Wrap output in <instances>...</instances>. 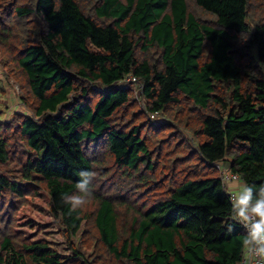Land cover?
<instances>
[{
  "label": "trees",
  "instance_id": "trees-1",
  "mask_svg": "<svg viewBox=\"0 0 264 264\" xmlns=\"http://www.w3.org/2000/svg\"><path fill=\"white\" fill-rule=\"evenodd\" d=\"M85 1L7 4L14 18L38 25L13 49L34 107L14 116V128L0 121V165L13 144L7 131L25 156L19 182L0 173V198L41 189L15 207L18 246L3 236L0 264H61L45 241L22 233L43 228L42 217L67 239L85 222L117 262L239 264L245 231L227 230L231 204L215 165L223 160L250 185L264 184V23L249 22V0H193L211 25L184 0ZM151 48L152 63L144 57ZM128 76L136 82L124 83ZM181 105L192 121L168 116ZM102 142L113 173L147 193L124 227L109 197L76 212L61 199L91 171L88 144Z\"/></svg>",
  "mask_w": 264,
  "mask_h": 264
},
{
  "label": "rangeland",
  "instance_id": "rangeland-1",
  "mask_svg": "<svg viewBox=\"0 0 264 264\" xmlns=\"http://www.w3.org/2000/svg\"><path fill=\"white\" fill-rule=\"evenodd\" d=\"M8 1L0 0V6L8 8V11L0 14L1 18L4 19L0 20V121L6 120L14 128V116L22 113L31 115L34 101L25 89V78L22 72L16 70L18 68L15 63L16 56H14L13 49H16L15 46L19 43L20 34L22 37L29 36L31 28L34 31L37 29L35 25H38V19L30 16L14 18L7 5ZM81 1L82 5L86 2L85 0ZM184 1L188 11L198 20L206 21L209 25L212 24L213 17L199 10L194 5L193 0ZM15 2L18 5H22V3L30 4V0H15ZM248 17L252 25L264 23V0H249ZM31 36H33V31ZM238 38L240 41H246L244 37L239 36ZM136 54H138V57L141 56L138 51ZM144 57L151 63L155 62L157 51L151 48ZM261 69L264 72V66ZM78 82L81 83V81ZM19 98L22 99L19 100ZM136 106L138 105L129 106L128 111L125 112V117L130 116ZM21 107L24 111L21 110ZM139 108L144 110L143 105ZM190 111L185 105H181V108L172 107L168 111V116L170 118L176 115L188 116L186 119L192 121L193 116L188 113ZM128 119L126 118V120ZM5 134L12 139L13 144L8 147V159L0 165V173L10 180L19 182L21 179L20 167L25 156L22 155V147L18 136L11 130L5 132ZM13 151H16L15 156L12 154ZM86 156L89 159L91 171H95L98 175L93 181L92 196L81 209L92 211L96 207L99 198H110L116 211L118 226H127L132 217V210L136 209L137 205L146 197V191H143L142 188L138 189L140 186H138L135 178L123 177L117 175L119 173H113V169L110 168V158L103 142L96 145L88 144ZM40 189L41 184H31L26 191L21 193V198H17L15 194H4L0 198V240L3 236H9L15 246H18L19 239L11 234L12 225L14 224V209L25 202L26 196H31ZM40 220L44 223L43 228L36 230L37 228L25 227L22 233L31 241H45L49 249L62 258L61 264H126L113 260L104 252V249L96 242V235L93 230L85 222L81 223L74 236L67 239L62 236L60 227L52 221L51 217H42Z\"/></svg>",
  "mask_w": 264,
  "mask_h": 264
},
{
  "label": "clouds",
  "instance_id": "clouds-1",
  "mask_svg": "<svg viewBox=\"0 0 264 264\" xmlns=\"http://www.w3.org/2000/svg\"><path fill=\"white\" fill-rule=\"evenodd\" d=\"M218 168L221 170V183L231 204L228 219L233 223L225 222L227 230L233 231L235 224L245 230L240 244V264H264V184L250 185L233 173L223 160L218 161ZM97 175L95 171L79 173L80 180L75 185L76 193L61 197L62 202L70 206V212H76L88 202Z\"/></svg>",
  "mask_w": 264,
  "mask_h": 264
},
{
  "label": "built area",
  "instance_id": "built-area-1",
  "mask_svg": "<svg viewBox=\"0 0 264 264\" xmlns=\"http://www.w3.org/2000/svg\"><path fill=\"white\" fill-rule=\"evenodd\" d=\"M136 81H135V79L133 78V77H130V76H128V77H126L125 79H124V83H135ZM156 117V114L154 113V114H151L150 116H149V118L150 119H154ZM215 167H216V169H218V171L220 172L221 170L218 168V165H215ZM228 199H229V196H228ZM244 230V229H243ZM245 231V230H244ZM239 264H240V261H239Z\"/></svg>",
  "mask_w": 264,
  "mask_h": 264
}]
</instances>
